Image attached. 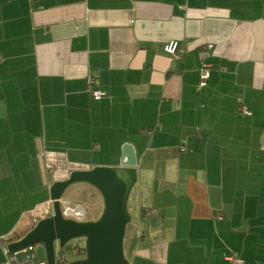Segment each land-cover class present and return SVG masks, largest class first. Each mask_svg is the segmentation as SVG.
I'll return each instance as SVG.
<instances>
[{
  "label": "crops",
  "instance_id": "obj_1",
  "mask_svg": "<svg viewBox=\"0 0 264 264\" xmlns=\"http://www.w3.org/2000/svg\"><path fill=\"white\" fill-rule=\"evenodd\" d=\"M125 144L130 264H264V0H0L2 243L32 228L54 181L118 166Z\"/></svg>",
  "mask_w": 264,
  "mask_h": 264
},
{
  "label": "water",
  "instance_id": "obj_2",
  "mask_svg": "<svg viewBox=\"0 0 264 264\" xmlns=\"http://www.w3.org/2000/svg\"><path fill=\"white\" fill-rule=\"evenodd\" d=\"M137 181L136 158L130 144L122 147L118 166H94L71 170L68 177L54 181L49 197L54 200V213L39 221L22 238L7 245L9 252L43 244L47 264H54L55 246L63 248L73 239L84 240L85 254L65 264H130L124 253L129 194ZM78 183L88 184L99 193L102 206L94 219L76 220L61 213L58 199Z\"/></svg>",
  "mask_w": 264,
  "mask_h": 264
},
{
  "label": "built area",
  "instance_id": "obj_3",
  "mask_svg": "<svg viewBox=\"0 0 264 264\" xmlns=\"http://www.w3.org/2000/svg\"><path fill=\"white\" fill-rule=\"evenodd\" d=\"M178 40L169 39L163 44V51L169 54L172 57H179L177 52ZM206 49L212 48V43L205 44ZM211 63L208 61H201L198 68V83L197 88L200 89L204 87L209 78V72L211 69ZM87 85L89 87V92L91 96L95 99H99L103 92L100 89H92L91 87L95 85V79L92 76L87 77ZM236 109L244 114L249 115L250 111L244 105H237ZM61 213L65 217L73 218L76 220H85L87 219L86 209L81 205L72 204L66 196H62L58 199ZM54 200L50 197L27 211V216L30 224L35 226L39 221L50 217L54 213L53 208ZM220 218V216H218ZM3 236L0 235L1 249L3 253V259L0 264H47L46 258L40 259L36 252V245L27 246L21 250L9 252L7 245L2 243ZM72 253L75 257L79 256V250L77 247L72 248ZM229 264H240L242 260L235 252H230L226 256ZM73 260V259H72ZM70 261L65 252L59 246H55L54 249V264H65Z\"/></svg>",
  "mask_w": 264,
  "mask_h": 264
},
{
  "label": "rangeland",
  "instance_id": "obj_4",
  "mask_svg": "<svg viewBox=\"0 0 264 264\" xmlns=\"http://www.w3.org/2000/svg\"><path fill=\"white\" fill-rule=\"evenodd\" d=\"M135 189L136 188L131 190V192L129 194V198H128V210H129V213L131 214L132 219H131V222L127 225V227H131L132 223H136L135 211H134V207L136 206V203L134 202L135 201V193H136ZM78 193L75 192L73 190V188H70L69 190H67L64 193V196H67V199L72 204L83 206L86 209V212L88 215L87 219L91 218V213L88 210L92 211L91 208L93 206L90 204V203H92V200H93V202L96 201L98 203V205H100V206L102 205V200H101L99 193L94 188H93V193L95 195L94 197L91 195H88V194L85 195L86 197L85 196L82 197L79 195L80 193L79 194ZM82 243H84V240L82 238H77V239H73V240H71L65 244V246L62 248V250L65 252V254L69 260H72L75 258L74 254L72 253V248L74 247V245L82 244ZM36 252H37V255L40 259H44L46 257L45 248H44L43 244H37L36 245Z\"/></svg>",
  "mask_w": 264,
  "mask_h": 264
},
{
  "label": "trees",
  "instance_id": "obj_5",
  "mask_svg": "<svg viewBox=\"0 0 264 264\" xmlns=\"http://www.w3.org/2000/svg\"><path fill=\"white\" fill-rule=\"evenodd\" d=\"M89 212L91 213V210H89ZM92 217V216H91ZM97 217V216H96ZM95 217V218H96ZM94 219V218H93ZM75 247L78 248L79 250V256L82 257L84 254H85V249H84V243L82 244H77V245H74Z\"/></svg>",
  "mask_w": 264,
  "mask_h": 264
},
{
  "label": "bare ground",
  "instance_id": "obj_6",
  "mask_svg": "<svg viewBox=\"0 0 264 264\" xmlns=\"http://www.w3.org/2000/svg\"><path fill=\"white\" fill-rule=\"evenodd\" d=\"M89 211V210H88ZM88 216V215H87Z\"/></svg>",
  "mask_w": 264,
  "mask_h": 264
}]
</instances>
